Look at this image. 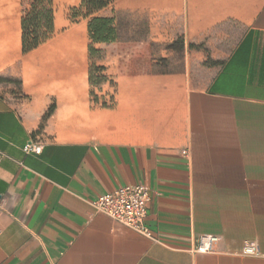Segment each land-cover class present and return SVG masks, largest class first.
<instances>
[{
	"label": "crops",
	"instance_id": "obj_1",
	"mask_svg": "<svg viewBox=\"0 0 264 264\" xmlns=\"http://www.w3.org/2000/svg\"><path fill=\"white\" fill-rule=\"evenodd\" d=\"M81 1L53 0V35L25 53L23 0H0V264H264V0L115 1L99 15L148 35L95 45L99 87ZM178 40L181 66L164 49L168 70L147 69L146 44ZM140 184L152 238L91 204Z\"/></svg>",
	"mask_w": 264,
	"mask_h": 264
},
{
	"label": "trees",
	"instance_id": "obj_2",
	"mask_svg": "<svg viewBox=\"0 0 264 264\" xmlns=\"http://www.w3.org/2000/svg\"><path fill=\"white\" fill-rule=\"evenodd\" d=\"M117 0H82L79 8L71 9V20L79 18L88 20L89 33L91 38V56L93 64L91 67L90 81L94 87L101 86L107 78L101 75L102 66L94 63L95 55H101L102 49H96L95 45H106L115 42L118 37V26L115 25L114 18L102 17L101 11L108 8ZM24 2V0H23ZM22 42L25 53L37 48L47 41L54 32V4L53 0H31L29 7L24 9L22 18ZM191 48H198L194 45ZM167 49L181 53L183 43L181 40L168 45ZM98 61L101 56H98ZM138 57L133 59V64ZM104 106H107L104 104Z\"/></svg>",
	"mask_w": 264,
	"mask_h": 264
},
{
	"label": "built area",
	"instance_id": "obj_3",
	"mask_svg": "<svg viewBox=\"0 0 264 264\" xmlns=\"http://www.w3.org/2000/svg\"><path fill=\"white\" fill-rule=\"evenodd\" d=\"M24 152L40 154L42 147L35 143H29L24 147ZM188 151H183L187 154ZM150 201L149 189L145 185L121 186L112 193L99 196L91 204L97 212L110 217L126 229L152 238V234L146 225L147 207ZM220 238L214 235H202L195 252L210 253L215 250ZM245 255L256 256L259 249L256 244H248L244 247Z\"/></svg>",
	"mask_w": 264,
	"mask_h": 264
},
{
	"label": "rangeland",
	"instance_id": "obj_4",
	"mask_svg": "<svg viewBox=\"0 0 264 264\" xmlns=\"http://www.w3.org/2000/svg\"><path fill=\"white\" fill-rule=\"evenodd\" d=\"M31 0H24L23 4H24V9H27L29 7V3ZM131 30L132 31V36H129V38H127V42H134V43H142L143 41H145L147 39V35H148V23L147 20L142 17H132V16H128V15H121L120 16V22L118 25V33L120 32H127ZM227 42V44L223 47L224 50V55L223 56H227L229 54V52L232 50V48L235 46L236 42H237V33L234 34V36L232 37H228L225 40ZM111 44V43H109ZM168 45H163V46H159L157 45V47L154 44H146L145 46V60H146V67L147 69L149 68L150 70H157V71H164V70H168V66L170 64V59H165L162 55L160 54L161 50L167 49ZM157 50V58H155V51ZM102 53L103 50L101 52V55H95V60L94 63L98 62V56H101L102 58ZM183 58L184 55L182 53H179L177 55H175L172 59L173 62H175V64L177 66H181L183 63ZM153 61H157V69H152L154 68L155 64H153Z\"/></svg>",
	"mask_w": 264,
	"mask_h": 264
}]
</instances>
